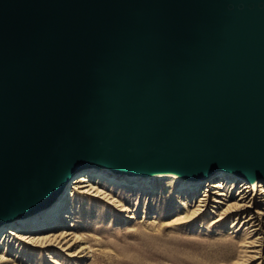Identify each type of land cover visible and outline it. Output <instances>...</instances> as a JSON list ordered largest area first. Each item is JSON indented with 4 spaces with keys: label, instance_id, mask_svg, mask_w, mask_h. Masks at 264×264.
I'll return each mask as SVG.
<instances>
[{
    "label": "water",
    "instance_id": "obj_1",
    "mask_svg": "<svg viewBox=\"0 0 264 264\" xmlns=\"http://www.w3.org/2000/svg\"><path fill=\"white\" fill-rule=\"evenodd\" d=\"M103 164L264 177V0H0V222Z\"/></svg>",
    "mask_w": 264,
    "mask_h": 264
},
{
    "label": "rangeland",
    "instance_id": "obj_2",
    "mask_svg": "<svg viewBox=\"0 0 264 264\" xmlns=\"http://www.w3.org/2000/svg\"><path fill=\"white\" fill-rule=\"evenodd\" d=\"M98 185L128 210H121V206L99 196L74 197L72 227L82 234L81 244L90 247L84 256L70 258L54 249L39 247H33L31 251L25 247L16 254L13 243L8 244L7 255L22 257L28 264H255L258 261L243 251V228L235 224L237 228L231 227L236 212L213 222L222 209L221 204L215 210L211 207L203 210L193 221L166 223L181 211L173 209L177 205L172 198L185 200L192 207L196 205L204 185L198 188L191 186L193 193L175 190L171 194L159 186L140 190L137 187H112L100 182ZM232 186L225 187L230 197L237 189V185ZM149 220L154 222L148 223ZM66 227L71 226L66 224Z\"/></svg>",
    "mask_w": 264,
    "mask_h": 264
},
{
    "label": "bare ground",
    "instance_id": "obj_3",
    "mask_svg": "<svg viewBox=\"0 0 264 264\" xmlns=\"http://www.w3.org/2000/svg\"><path fill=\"white\" fill-rule=\"evenodd\" d=\"M137 180L139 183L134 184ZM98 182L112 187H137L140 190L159 186L161 190L170 194L175 190L188 193L193 187L198 188L204 185L202 194L198 197L196 205L192 207L185 200L172 198L173 203L177 205L173 209H181V211L166 223L177 224L184 220L193 221L201 215L203 210L208 207L215 210L221 204L222 209L217 213L213 222L220 221L230 212H236L231 227L243 228L245 233V239L242 242L243 251L250 253V258L258 260L255 264L264 263V177L250 179L237 174L232 169H219L214 174L198 178H191L168 169L128 174L115 171L103 164L86 166L76 171L57 196L46 205L0 222V264H28L24 258L16 257V254L22 252L25 247H29L25 249L28 251H31L33 247L54 249L70 258L84 256L90 247L85 243L81 244L82 234L72 227L75 214L72 205L74 197L99 196L109 200V203L121 206V210H128L125 205H120L114 198L109 197ZM234 184L237 185L236 193L230 197L225 187L228 185L235 187ZM210 202L213 203L210 204ZM128 216L132 217V214ZM152 222L154 221L149 220L148 223ZM66 224L71 227H66ZM59 225L62 227L57 228ZM10 243L16 247L13 250L16 258L7 255V247ZM51 261L55 260L51 258Z\"/></svg>",
    "mask_w": 264,
    "mask_h": 264
}]
</instances>
